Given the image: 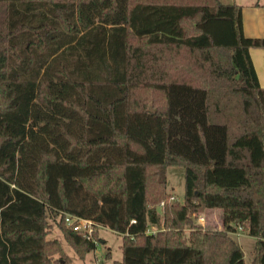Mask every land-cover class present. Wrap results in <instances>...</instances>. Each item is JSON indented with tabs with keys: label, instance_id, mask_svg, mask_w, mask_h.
Instances as JSON below:
<instances>
[{
	"label": "trees",
	"instance_id": "trees-1",
	"mask_svg": "<svg viewBox=\"0 0 264 264\" xmlns=\"http://www.w3.org/2000/svg\"><path fill=\"white\" fill-rule=\"evenodd\" d=\"M252 48L235 1L0 0V264H69L53 222L82 260L105 226L116 264H246L242 228L264 264ZM214 208L221 228L197 222Z\"/></svg>",
	"mask_w": 264,
	"mask_h": 264
},
{
	"label": "rangeland",
	"instance_id": "rangeland-1",
	"mask_svg": "<svg viewBox=\"0 0 264 264\" xmlns=\"http://www.w3.org/2000/svg\"><path fill=\"white\" fill-rule=\"evenodd\" d=\"M222 1L225 2L229 0ZM167 179L168 191L176 196L178 201L182 202L184 199L185 183L184 168L180 166H170L167 170ZM204 217V226L222 227V211L220 209L214 208ZM157 229V226L152 225L149 231H155ZM48 237L51 239H58L61 242L66 254L71 260L69 264H116V261L121 260L123 257V250L121 248L122 235L109 227L102 226L99 228L97 248L90 252L85 260L79 258L76 250L66 241L62 231L57 227L55 222H53V230L49 233ZM234 237L245 252L246 264H251L256 238L247 234L242 228H239L238 231L234 233Z\"/></svg>",
	"mask_w": 264,
	"mask_h": 264
},
{
	"label": "crops",
	"instance_id": "crops-1",
	"mask_svg": "<svg viewBox=\"0 0 264 264\" xmlns=\"http://www.w3.org/2000/svg\"><path fill=\"white\" fill-rule=\"evenodd\" d=\"M231 1H235L242 7L245 35L264 39V0H229L225 2ZM251 56L259 82L264 87V48H252ZM211 210L209 209L203 216H206Z\"/></svg>",
	"mask_w": 264,
	"mask_h": 264
},
{
	"label": "built area",
	"instance_id": "built-area-1",
	"mask_svg": "<svg viewBox=\"0 0 264 264\" xmlns=\"http://www.w3.org/2000/svg\"><path fill=\"white\" fill-rule=\"evenodd\" d=\"M170 201H176L178 198L174 195H172L169 198ZM165 205V201H162L160 204V207L162 208ZM66 221L69 225H73L74 229L77 231H80L82 234H84L88 239L93 238V234L95 231V223L92 220L81 218L79 216H74L71 214H68L66 216ZM205 218L203 215H201L198 218V223L204 225ZM133 222H136V220H133ZM156 231V230H155ZM153 231V232H155ZM98 240H96L97 243Z\"/></svg>",
	"mask_w": 264,
	"mask_h": 264
}]
</instances>
